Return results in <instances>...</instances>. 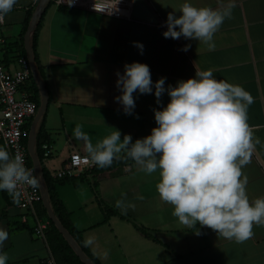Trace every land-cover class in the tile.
Here are the masks:
<instances>
[{"label": "crops", "instance_id": "crops-1", "mask_svg": "<svg viewBox=\"0 0 264 264\" xmlns=\"http://www.w3.org/2000/svg\"><path fill=\"white\" fill-rule=\"evenodd\" d=\"M39 1L17 0L5 16L0 33L12 42L6 40L10 47L3 48L0 58L11 68L24 47V34ZM148 2L155 22L115 20L52 3L45 8L36 38L48 96L40 124L51 148L43 168L53 177L71 159L88 157L84 142L73 136L77 125L93 145L115 130L121 132V141L130 135L135 143L158 127L153 110L167 106V92L162 106L156 102L154 87L153 94L135 92L133 115H126L116 102L122 95L116 87V73L123 74L125 64L148 65L153 85L166 77L165 88L195 78L197 71L211 70L214 79L240 85L253 98L248 123L260 143L242 172L248 178L249 200L264 197V0H234L231 18L214 34L213 48L195 39L164 38L168 14L179 18L185 0ZM188 2L197 8L217 9L228 0ZM134 42L143 45V54ZM187 45L191 47L185 52L182 49ZM65 178L54 184V192L84 246L93 238L85 247L99 264H264V225H254L253 237L243 243L199 223L192 228L182 225L172 215L173 206L159 197V170L148 174L133 162ZM119 200L124 201L126 212L116 207ZM130 204L135 207H127ZM37 210L41 211L40 205ZM21 213L0 190V228L9 234L0 251L8 254L7 264H44L49 253L56 264H62L47 240L34 236L32 222L21 223Z\"/></svg>", "mask_w": 264, "mask_h": 264}, {"label": "clouds", "instance_id": "clouds-1", "mask_svg": "<svg viewBox=\"0 0 264 264\" xmlns=\"http://www.w3.org/2000/svg\"><path fill=\"white\" fill-rule=\"evenodd\" d=\"M16 3L17 0H0V23ZM234 7V0L217 9L197 8L185 0L179 18L174 13L168 14L163 36L174 40L195 39L213 48L214 34L226 18H231ZM94 8L100 11L97 2ZM116 10L115 6L110 12ZM134 46L143 54L142 44L134 42ZM190 47L187 45L182 50L186 52ZM124 69L123 74L116 73V87L122 95L115 100L123 106L126 115H133L136 107L133 94L137 91L142 95L153 94L154 87L157 104L162 106L165 92L170 102L162 106L163 110H153L158 127L135 143L130 135H124L121 141V132L115 130L93 145L88 133L77 125L73 136L84 142L88 159L106 168L124 151L141 171L152 174L159 170L160 180L156 185L159 197L173 206L172 215L182 225L192 228L199 223L237 243L251 239L254 225H264V197L249 200L248 178L242 172L260 143L259 138L254 139V126L248 123V108L253 103L251 94L240 85L214 79L211 70L197 71L195 78L165 88L167 78L162 77L153 85L146 64H125ZM40 179L25 167L20 152L11 156L0 147V190L13 196L14 203L20 202L17 191L20 186L35 189ZM116 207L127 211L123 200L117 201ZM8 235L0 228V249ZM92 243L93 238H89L85 246ZM8 259V254L0 251V264H7Z\"/></svg>", "mask_w": 264, "mask_h": 264}, {"label": "built area", "instance_id": "built-area-1", "mask_svg": "<svg viewBox=\"0 0 264 264\" xmlns=\"http://www.w3.org/2000/svg\"><path fill=\"white\" fill-rule=\"evenodd\" d=\"M49 1L56 6H63L66 9H83L87 12L110 17L115 20L130 22L139 20L132 15L136 0ZM142 1L150 9L148 0ZM96 2L100 11H96L94 8ZM69 4H71V6ZM115 6L118 10L110 12ZM104 9H108L109 11H104ZM3 23H0V29ZM7 44L8 43L0 33V54ZM31 76L33 75L26 56L17 57L16 66L14 68L9 67L0 58V141L11 156H14L16 152H20L23 155L25 167L31 170L34 175L33 167H30L27 163L29 154L27 145L24 144V138L29 135L27 127L37 113L36 103L31 99L32 93L28 89ZM41 149L44 159L51 156V148L48 144H42ZM94 167L95 164L92 163L88 157L73 158L69 163L64 164L61 168L56 170L53 173V177L62 179L76 174L81 175ZM17 191L20 193V202L19 204L13 203L22 212L20 215L21 223L28 225L30 220L32 222L34 236L42 241H46V232L49 227V222L43 220L36 211V205L42 203V195L39 186L33 189L28 185H23L20 186ZM6 193L9 195L8 192ZM9 196L13 200V196ZM44 264H56L51 253L48 254Z\"/></svg>", "mask_w": 264, "mask_h": 264}, {"label": "trees", "instance_id": "trees-1", "mask_svg": "<svg viewBox=\"0 0 264 264\" xmlns=\"http://www.w3.org/2000/svg\"><path fill=\"white\" fill-rule=\"evenodd\" d=\"M50 3L51 2L48 1V3L46 4V7ZM60 7H63V6H60ZM63 8H65V7H63ZM42 16L43 15L40 16V18L38 19V21L36 22V24L34 26L32 35L30 37V49H31L33 60H34V64H35L38 72L40 73L42 79H44L43 69H42V66L40 65V62H39L37 54H36V38H37V33L39 30L40 23L42 20ZM7 47H10V45H8ZM19 56H22V57L26 56L25 55V49L23 46H22L20 54H18L16 56V58ZM28 89L32 93L31 99L36 103L37 111H38L40 103H41V97H40L38 85H37L33 76H31L30 82L28 84ZM46 110H47V108L45 109L44 113L42 114L41 119L38 121L37 126H36L34 152H35V154H36V156L40 162V165H41L42 183H43L45 190L47 191L48 201H49L50 207H51L55 217L59 221V223L66 229V231L70 234V236L72 237L74 242L83 251V253L89 258V260L93 264H99L97 262V260L94 258V256L90 253V251L84 246V244L80 238V234L72 227V225L69 221V218L67 216V213L61 207L60 202L57 199L56 194L54 192V184L56 182L63 181L66 178H62V179L53 178L48 172L45 171V169L42 166V162H43L44 158H43V151L41 149V146H42V144H44V143L48 144V142H49L47 135L44 133L42 125H41L42 124L41 121H42V119L46 113ZM40 122H41V124H40ZM30 125H31V123H30ZM30 125H28V127H27L28 131H29ZM28 134H29V132H28ZM27 140H28V137H25L24 138V144L25 145H27ZM0 147H3L1 141H0ZM133 162L134 161L131 158L127 157V155H126V156H121L118 159H114L113 164L110 167L100 168L97 165H95V167L92 170H93V172H100V171L107 170V169H110V168H113L116 166L127 165V164H130ZM27 163L30 167H32V161H31L30 156L27 157ZM2 196L7 200V202H10L12 200V198L6 193V191H2ZM37 205L41 206V211L37 210L39 216L41 218L44 217L49 222V228L46 232V240L48 242V245H49L52 253H56L61 257L62 264H82V262L76 256V254L74 253L72 248L68 245L67 241L64 239L62 234L58 231L56 226L47 217V214H46V211L43 207V204L40 203ZM140 230L142 232H144L143 229H140Z\"/></svg>", "mask_w": 264, "mask_h": 264}, {"label": "water", "instance_id": "water-1", "mask_svg": "<svg viewBox=\"0 0 264 264\" xmlns=\"http://www.w3.org/2000/svg\"><path fill=\"white\" fill-rule=\"evenodd\" d=\"M48 1L49 0H40L39 1L38 6L32 15V18L30 20V23L27 27V30H26V32L24 34V38H23L25 55H26L28 64L30 66L32 75H33V77H34V79L38 85L39 93H40V97H41V103H40L39 109H38L34 119L31 122V125H30V130H29V135H28V140H27V151H28V154H29L31 161H32V167L34 170V175H37L41 178L39 188H40V192L42 195V204H43V207L46 211V214H47L49 220L56 226L58 231L62 234L64 239L67 241L68 245L72 248V250L74 251L76 256L82 262V264H93L89 260V258L83 253V251L78 247V245L74 242V240L72 239L70 234L66 231V229L59 223V221L55 217V215H54V213L50 207L49 201H48L47 191L45 190L43 183H42L41 165H40V162H39V160H38V158L34 152L36 126H37L38 121L41 119L42 114L44 113V111L47 107L48 96H47L45 83H44L40 73L38 72V70L34 64V60H33L31 49H30V37H31V34L33 32V29H34L36 22L38 21L40 16L45 11V7H46V4L48 3ZM132 15L134 18L142 20V21H146V22H155L156 21L152 11L146 6V4L142 0H136Z\"/></svg>", "mask_w": 264, "mask_h": 264}, {"label": "rangeland", "instance_id": "rangeland-1", "mask_svg": "<svg viewBox=\"0 0 264 264\" xmlns=\"http://www.w3.org/2000/svg\"><path fill=\"white\" fill-rule=\"evenodd\" d=\"M6 40H7V42H12V40H11V39H8V38H7Z\"/></svg>", "mask_w": 264, "mask_h": 264}]
</instances>
